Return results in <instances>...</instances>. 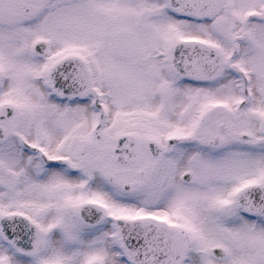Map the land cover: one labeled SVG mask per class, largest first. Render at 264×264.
I'll return each instance as SVG.
<instances>
[{"label":"snow or ice","instance_id":"1","mask_svg":"<svg viewBox=\"0 0 264 264\" xmlns=\"http://www.w3.org/2000/svg\"><path fill=\"white\" fill-rule=\"evenodd\" d=\"M0 264H264V0H0Z\"/></svg>","mask_w":264,"mask_h":264}]
</instances>
